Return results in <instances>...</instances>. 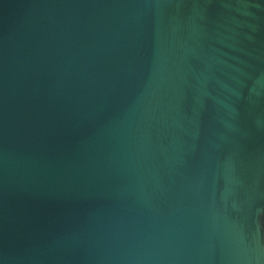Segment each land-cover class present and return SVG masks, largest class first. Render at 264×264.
I'll use <instances>...</instances> for the list:
<instances>
[{"label":"water","instance_id":"1","mask_svg":"<svg viewBox=\"0 0 264 264\" xmlns=\"http://www.w3.org/2000/svg\"><path fill=\"white\" fill-rule=\"evenodd\" d=\"M0 264H264V0H0Z\"/></svg>","mask_w":264,"mask_h":264}]
</instances>
